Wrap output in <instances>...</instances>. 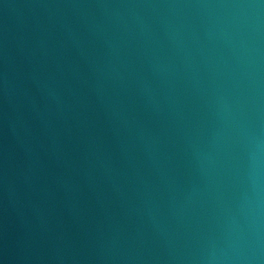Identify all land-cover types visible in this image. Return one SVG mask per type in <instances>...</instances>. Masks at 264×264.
Here are the masks:
<instances>
[{
    "label": "water",
    "instance_id": "95a60500",
    "mask_svg": "<svg viewBox=\"0 0 264 264\" xmlns=\"http://www.w3.org/2000/svg\"><path fill=\"white\" fill-rule=\"evenodd\" d=\"M0 264H264V0H0Z\"/></svg>",
    "mask_w": 264,
    "mask_h": 264
}]
</instances>
